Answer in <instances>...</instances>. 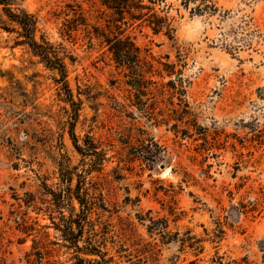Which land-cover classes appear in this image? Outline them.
Here are the masks:
<instances>
[{"label":"rangeland","instance_id":"obj_1","mask_svg":"<svg viewBox=\"0 0 264 264\" xmlns=\"http://www.w3.org/2000/svg\"><path fill=\"white\" fill-rule=\"evenodd\" d=\"M144 4L159 32L12 0L57 68L0 5V264H264V0Z\"/></svg>","mask_w":264,"mask_h":264},{"label":"trees","instance_id":"obj_2","mask_svg":"<svg viewBox=\"0 0 264 264\" xmlns=\"http://www.w3.org/2000/svg\"><path fill=\"white\" fill-rule=\"evenodd\" d=\"M12 0H0V5L3 6V10L6 13V15L14 22H17L20 24L24 29V37L28 40L26 42L34 51H36L38 54L42 55L45 61L48 62V64L51 67H55L54 62L50 59L48 55V50L43 47L42 45L38 44L34 38L33 33L35 30L34 26V20L29 15H24V19L19 17L18 15L14 14L11 11L10 5ZM99 4L100 8L104 9V13H109L112 18H114V23L116 29L120 30L121 27L118 26V24L122 25H128L129 23L135 24L138 22H145L147 21L149 23V27L154 32H159L161 28L162 19L158 18L156 13L154 12V9L146 6L144 4V0H92ZM69 10L72 13L71 20L67 21L66 25V32L69 34L71 31H77L79 26H87L88 24L87 19L85 17L84 11L82 10L80 5L74 6H68ZM109 27V25H108ZM97 29V28H95ZM98 31V29H97ZM100 36L104 37V43L108 46L109 51L114 57V60L116 63L120 66H127L129 65V62L132 61V57L135 56L137 58V54L140 53V49L135 46V44L131 41L129 37H122V34L119 33L118 35L113 34V36H108L105 33L102 32L99 33ZM136 54V55H134ZM58 69L62 76L64 77L66 74L65 67L63 64H60L58 66ZM80 206H81V215H80V221L82 224L87 223V216L92 211V204L84 202L83 200H80ZM84 222V223H83ZM81 230L83 228L80 227ZM87 246L83 248H78V252L82 253L84 252L87 255H96L99 257H103L104 255L93 248V243L87 242ZM79 262L83 263L84 260L79 258ZM94 264H101L98 261H94Z\"/></svg>","mask_w":264,"mask_h":264},{"label":"bare ground","instance_id":"obj_3","mask_svg":"<svg viewBox=\"0 0 264 264\" xmlns=\"http://www.w3.org/2000/svg\"><path fill=\"white\" fill-rule=\"evenodd\" d=\"M169 172V171H168Z\"/></svg>","mask_w":264,"mask_h":264}]
</instances>
